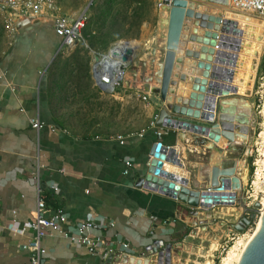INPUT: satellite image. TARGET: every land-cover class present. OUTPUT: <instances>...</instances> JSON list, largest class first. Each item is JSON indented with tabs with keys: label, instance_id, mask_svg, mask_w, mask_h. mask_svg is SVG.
Listing matches in <instances>:
<instances>
[{
	"label": "crops",
	"instance_id": "0c3cea01",
	"mask_svg": "<svg viewBox=\"0 0 264 264\" xmlns=\"http://www.w3.org/2000/svg\"><path fill=\"white\" fill-rule=\"evenodd\" d=\"M189 1L195 10L207 13H212L211 6L215 5ZM245 17L235 20L255 25V32L260 30L259 23L253 21L250 15L245 14ZM165 20L161 19L163 31ZM194 29H198V33L202 31L204 35L208 34L195 26L194 19L184 21L177 50L182 62L178 63V68H174L177 74H187V79L180 80L178 86V89L182 88V98L194 93V73L191 74V70L195 68L193 61L196 60L183 54L185 49L197 47V42L190 40ZM247 35L243 40L242 35L236 36L240 42L230 49V60ZM58 45L59 38L51 23L19 21L11 46L0 55V264H29L28 252L19 245L26 242L31 233L28 223L35 210L38 187L46 204L51 208H63L72 224L82 220L89 211L96 218L113 222L111 227L89 230L92 235L123 237L137 253L157 239L170 243L171 264H175L180 260L181 249L187 248L186 242L196 232L189 222L196 213L201 212L168 195L138 187L137 182L148 172L154 144L161 141L163 145L174 146L178 151L183 162L177 169L178 177L187 179L190 188L205 189L209 182L207 177L201 179L202 182L197 174L195 178L190 176L192 166H197V172L199 168L206 170L212 166L209 158L207 162H201L206 149H209L205 145V137L173 128H164L163 134L158 137L154 129L148 128L141 137L137 133L122 136L124 142L120 143L117 135H79L66 129L51 112L45 97L46 68L56 54ZM140 45L136 46L130 64L142 60V57L139 58ZM140 66L145 68L146 61H142ZM42 69L45 72L41 75ZM88 73L90 75V68ZM178 81L179 78L175 87ZM222 83L229 85L226 81ZM148 88L147 93L143 92L154 103L149 106L155 113L153 120L156 121L164 103L159 94L150 93L151 84ZM174 97L173 103H182L178 102L179 93ZM234 108L236 111L237 108ZM34 116L45 126L39 130L32 128L28 119ZM180 135L185 137L181 140L184 149H181ZM198 139L203 143L197 144ZM128 159L132 160V165L124 174L125 160ZM12 220L27 227L25 235L6 228ZM186 229L188 232L183 236ZM41 243L46 249V264H108L99 255L90 254L85 247L72 244L62 232L54 229L48 231ZM174 250H177V254H174ZM154 259V255H148L141 264H157Z\"/></svg>",
	"mask_w": 264,
	"mask_h": 264
},
{
	"label": "rangeland",
	"instance_id": "374dc122",
	"mask_svg": "<svg viewBox=\"0 0 264 264\" xmlns=\"http://www.w3.org/2000/svg\"><path fill=\"white\" fill-rule=\"evenodd\" d=\"M45 2V9H49L45 19L56 15L74 17L83 9H86L88 14L82 32L87 46L79 42L69 51L56 52L46 68L45 97L53 115L66 129L79 135L126 136L148 129L155 117L149 105L154 103L149 97L147 99L149 103L143 100L141 95L148 92L150 84L152 86L150 78L155 77L158 55L161 52L163 55L164 52L165 31L161 29V19H165L161 9L164 4L159 0H45ZM215 5L211 6L213 10L211 14L232 19H244L247 14L260 25V30L255 33L246 30L248 35L246 34L244 43L240 45L241 48L238 47L232 59L234 64L229 65L227 69L230 77L226 82L235 87L233 88L235 92L231 93L230 89V95L219 98L223 100L240 98L249 104L250 112L244 125L245 140L232 149L228 145L221 148L224 152L223 159H230L231 156V159L243 161L244 168H247L245 174L239 177L241 189L237 190L234 204L196 210L201 213H196L195 218L189 222V226L196 232L186 242L187 248L181 249L180 260L175 264H223L224 257L234 246L239 245L232 262L236 264L244 243L257 228L264 203V177L260 179L262 183L259 188L252 184V180H256L253 177L255 168L258 170L262 165L260 172L264 175V161L260 162L264 159V18L233 6ZM45 23L49 24L51 21ZM14 33L6 29L5 22L0 17V55L11 46ZM117 39L137 40L138 42L131 43H141L139 58L142 57V60H135L134 64H129L125 68L126 78L114 93L102 92L93 86L88 73L90 50H105ZM142 61H146L145 68L140 66ZM194 77L196 76L193 74L192 78ZM194 95L195 93L191 96ZM208 95L209 107L205 110L207 113L210 111V98L217 97L213 93ZM179 97L178 102L183 101V98ZM202 143L198 139L197 144ZM210 152V148L206 149L201 162H207ZM253 162L256 164H252ZM242 172L237 170V175ZM196 174L195 165L192 166L190 176L195 178ZM256 203L259 205L254 207L256 210L253 222L242 232L237 231L234 225L242 215L248 216L244 208L253 207ZM241 241L242 245L239 244ZM174 252L177 254V250Z\"/></svg>",
	"mask_w": 264,
	"mask_h": 264
},
{
	"label": "water",
	"instance_id": "95a60500",
	"mask_svg": "<svg viewBox=\"0 0 264 264\" xmlns=\"http://www.w3.org/2000/svg\"><path fill=\"white\" fill-rule=\"evenodd\" d=\"M198 1L209 2L222 7L228 6L229 2V0ZM164 3L169 7V14L162 71L159 85L151 88L153 93L159 94L164 106L158 111L155 123L159 127L188 131L205 138L210 137L214 141H218L220 136H224L230 142L234 138V123H232L234 115L225 113L222 105L224 101L219 98L230 95L234 90L233 87L224 86L217 80L226 81L230 77H228L227 66L234 64V61L229 59L228 50L230 47L239 44L240 40L236 36L241 34V29L230 18L195 10L189 0H172L171 4H167L165 0ZM186 19H194L195 26L208 32L204 36L207 38H205L207 49L187 48L183 51L185 57L196 60L194 65L198 73L195 72L196 77L192 78V89L195 95L183 98L182 103L179 104L173 103V98L169 99V93L173 92L171 86L176 84V78L182 81L187 79L186 72L177 74L174 70L176 65L182 62V57L177 55V50ZM197 37L198 35L193 33L190 40L197 42ZM131 52V48H127V54ZM94 59L96 60L97 56ZM208 93H215L217 96L210 98L209 109L213 111L211 113L205 111L209 107L207 104ZM217 148L222 150L220 147ZM233 161L230 165L222 163L220 167L212 166L208 187L193 189L187 185V179L181 176L177 178L179 175L177 176L173 171L163 168L165 163L181 167L183 162L176 147L165 146L161 141H158L150 153L148 172L139 178L137 186L168 195L191 208H210L212 205L234 204L237 190L241 189V181ZM258 205L259 203H256L253 207L244 208L248 216L242 215L234 225L237 231L242 232L249 223L253 222L256 210L254 207ZM141 262L143 263L144 260L139 259L137 264H141ZM158 263L171 264L170 243L166 244L164 258L158 257ZM237 264H264V217L243 249Z\"/></svg>",
	"mask_w": 264,
	"mask_h": 264
},
{
	"label": "built area",
	"instance_id": "2783aa9c",
	"mask_svg": "<svg viewBox=\"0 0 264 264\" xmlns=\"http://www.w3.org/2000/svg\"><path fill=\"white\" fill-rule=\"evenodd\" d=\"M159 1L165 5V0ZM171 1L166 0L167 4H171ZM229 3L237 9L253 12L264 18V0H229ZM45 4V0H0V17L4 20L6 29L12 33L16 31L17 22L19 21H51L53 31L59 38L57 53L69 51L79 42L87 46L86 39L82 34L88 18L87 10L79 11L74 17L56 15L50 17V19H45L49 11L48 8L45 9ZM127 48L133 50L128 40L117 39L111 42L105 50H90V75L93 86L102 92H115L125 78V68L134 57L132 52L127 54ZM95 56H97L96 60L94 59ZM130 56H132L131 59H129ZM44 72L45 69H42L40 74L42 75ZM141 97L143 100L148 99V95L145 93ZM28 120L31 127L36 130L45 126V123L37 116L30 117ZM149 128L154 129V134L160 137L164 132V128L168 127H159L156 125L155 120H152ZM144 132L145 130H141L136 135L141 137ZM116 138L120 143L124 142L122 136L117 135ZM252 164H256V162ZM125 165L124 174L128 172L132 160H125ZM256 173L257 168H255L253 177H256ZM261 175L263 178V173ZM253 182L254 180H252V184ZM54 189L57 188L54 187ZM214 206L216 205L211 207ZM111 226H113V222L96 218L91 211L82 220L72 224L63 208H51L46 204L38 187L35 210L28 223L31 233L26 242L20 244L19 247L28 252L29 264H46L44 259L46 249L42 246L41 241L49 230L54 229L62 232L72 244L85 247L90 254L99 255L108 264H137L135 260H142L148 255H154V261L159 264L158 257L164 258L167 243L162 239H157L145 247L144 251L137 253L129 241L123 237L116 235L109 237L102 234L92 235L88 232L91 229H105ZM6 228L20 235H25L27 229V227L20 225L17 220H12L6 225Z\"/></svg>",
	"mask_w": 264,
	"mask_h": 264
},
{
	"label": "bare ground",
	"instance_id": "6f19581e",
	"mask_svg": "<svg viewBox=\"0 0 264 264\" xmlns=\"http://www.w3.org/2000/svg\"><path fill=\"white\" fill-rule=\"evenodd\" d=\"M228 6H231V3L228 2ZM226 6V7H228ZM233 6V5H232ZM168 6L166 5H163L162 6V11H163V14H164V18L166 19L165 20V23H166V27H165V37H166V30H167V19H168V14H169V10H168ZM205 8V7H204ZM206 9V8H205ZM215 9V8H214ZM230 14V13H229ZM239 15V14H238ZM243 16V15H241ZM227 18H230L228 16H226ZM244 17V16H243ZM241 18V17H240ZM232 19V18H230ZM253 21L254 18H251ZM234 20L236 23H237V26L241 29V34L242 37H244L246 34H247V31H250L251 33H254L256 31V26L255 25H252L250 23H241L235 19H232ZM259 21V20H258ZM247 30V31H246ZM200 32V31H199ZM194 33L198 35L197 39V47L196 49H200V50H205L207 49L206 48V37H204L205 35L203 34V32L201 31L200 33H198V29H194ZM204 37V38H203ZM206 38V39H205ZM129 44L130 46L132 47V56L135 55L136 53V46H139L140 44L137 43V44H132L131 41H129ZM230 49H233V46L229 48L228 52L230 53ZM164 50H165V42H164ZM161 52V51H160ZM132 56H130L129 59L132 58ZM163 56H164V52H163V55H162V52L159 53V57H158V60L155 64V77H152L150 78V82L152 83V87H156L159 85V82H160V77H161V71H162V62H163ZM230 59V58H229ZM187 60V59H186ZM189 61V60H187ZM191 62V61H190ZM194 63V61H193ZM176 68H178V65H176ZM198 73V70H196L195 68H193V70H191V74L194 73V75L196 73ZM126 75H127V71H125L124 73V76L126 78ZM199 75V74H198ZM177 79V78H176ZM179 82L180 80L178 81V85H176L175 87V84L172 85V89H173V92L169 93L170 94V97L169 99L171 98H175L174 96H176V92L179 93V96L181 95V92H182V88L181 89H177V87L179 86ZM217 82H220L222 83L223 80H217ZM223 84V83H222ZM182 87V86H181ZM187 88V87H186ZM190 93V92H189ZM215 94V93H213ZM174 95V96H173ZM213 97V96H212ZM181 98V97H179ZM180 100V99H179ZM224 102L222 103L223 105V108L225 109V113H227V115H234V119H233V122L234 123V129H233V133H234V138L232 141H228L224 136H220L219 140L218 141H214L212 138H205V145L211 149V154H210V157H209V161H211V165L212 166H222V163L223 164H226V165H230L232 164V161L231 160V156H230V159H223L222 158V155H223V151L222 150H218L217 147H220V148H224V145H228L230 149H232L236 144H240L243 140H245V136H246V133H245V130H244V125L246 123V119L248 118L247 115L249 114L250 112V107H249V104L247 103V101L243 100V99H240V98H230V99H224L223 100ZM234 106L237 108L236 111H235V108ZM210 112V111H209ZM252 113V112H251ZM253 116V114L251 115ZM251 119V118H250ZM248 120V119H247ZM240 121H242V123H240ZM245 121V123H243ZM240 123V124H239ZM189 138V137H188ZM182 139H185V137L183 135H180V144H181V149L183 148V143L181 142ZM188 140V139H187ZM204 140V139H203ZM201 141V140H200ZM196 142V141H195ZM185 144V143H184ZM242 145V144H241ZM193 146V145H192ZM198 146V145H197ZM237 146V145H236ZM240 146V145H239ZM190 147V146H189ZM195 147V146H194ZM228 148V147H227ZM184 149V148H183ZM226 150V149H225ZM200 151V150H199ZM226 152V151H225ZM233 153H235L233 151ZM264 154V152H263ZM236 156V155H235ZM228 158V157H227ZM239 159V158H238ZM197 160V159H196ZM204 160V159H203ZM226 160V161H225ZM228 160V161H227ZM264 159H262L260 162L263 163ZM259 162V163H260ZM201 164V163H200ZM233 164L235 165V168H236V172L237 170H241L243 171L242 173H238L240 177L241 175H244L245 174V170L246 168H244V163L243 161H240V160H234L233 161ZM212 166H208L206 170H202V168H199L198 172H197V177L199 180L203 179V178H206L208 177V181H209V176H210V173H211V169H212ZM164 169H168V170H171L173 171L175 174H177L178 176V172H177V169H178V166H172V165H169L168 163H165V166L163 167ZM262 170V165L260 166V168H258V176H257V173H256V177L253 182V184L259 188L261 185V177H262V173L260 172ZM164 173V172H163ZM179 178V177H177ZM240 179V178H239ZM202 181V180H201ZM241 181V180H240ZM203 182V181H202ZM202 184V183H201ZM206 184V183H205ZM203 186V185H202ZM207 186V185H206ZM260 211V210H259ZM264 217V203H263V208L261 209V215H260V220L258 222V225H257V228L258 226L260 225V222L261 220L263 219ZM256 228V230H257ZM256 230L250 235L249 239L254 235V233L256 232ZM249 239L244 243V247L242 248V251L240 253V256L238 258V261L241 257V254L243 252V249L245 248L246 244L248 243ZM240 245L243 244V242L241 241L239 243ZM239 245H236L234 246L230 252L227 254V256L224 257V260H223V264H232V262L234 261V257L235 255H237V250L239 249L238 248ZM237 261V263H238ZM236 263V264H237Z\"/></svg>",
	"mask_w": 264,
	"mask_h": 264
},
{
	"label": "trees",
	"instance_id": "16d2710c",
	"mask_svg": "<svg viewBox=\"0 0 264 264\" xmlns=\"http://www.w3.org/2000/svg\"><path fill=\"white\" fill-rule=\"evenodd\" d=\"M187 232H188V229H186V231H184V232L182 233V235L184 236Z\"/></svg>",
	"mask_w": 264,
	"mask_h": 264
}]
</instances>
